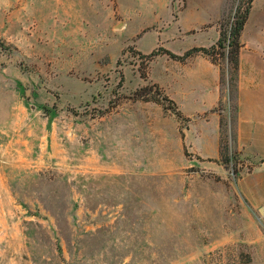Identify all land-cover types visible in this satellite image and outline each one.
<instances>
[{"label": "rangeland", "instance_id": "obj_1", "mask_svg": "<svg viewBox=\"0 0 264 264\" xmlns=\"http://www.w3.org/2000/svg\"><path fill=\"white\" fill-rule=\"evenodd\" d=\"M249 3L0 0V264H264V144L236 146L240 68L219 48L177 57L229 41ZM241 41L264 57V0ZM152 84L176 106L135 98ZM213 113L218 159L198 151L217 149Z\"/></svg>", "mask_w": 264, "mask_h": 264}, {"label": "crops", "instance_id": "obj_2", "mask_svg": "<svg viewBox=\"0 0 264 264\" xmlns=\"http://www.w3.org/2000/svg\"><path fill=\"white\" fill-rule=\"evenodd\" d=\"M246 49L243 48L240 53V78H239V106H240V119L238 123V135H237V142L236 146H238L245 151L247 154L256 155L255 153L251 152V147L254 142L256 144H264V125L261 128L255 130L253 127V123L250 120V113H261L264 112V57L259 51L253 52L251 57L246 54ZM260 58H262V62H260ZM260 63L261 65H259ZM213 76H212V85L215 86L218 80V70L213 68ZM212 100L206 104V108L210 109L214 105H216L220 99V92L218 90H214L211 94ZM250 97H256L260 99L256 103V105L251 106L248 102ZM200 111H192V112H202ZM191 112V111H190ZM213 123L215 126V135H216V145L217 149L213 153H204L200 150L199 153L202 157L206 158H219L220 156V148L218 149L219 145V127H220V118L217 114L213 113L211 116L206 120V124ZM253 127V128H252ZM202 128L198 129L197 136H201ZM188 136H186V139ZM258 156V155H256ZM264 157V156H258ZM264 165V162L259 166ZM257 166V168L259 167ZM242 185V184H241ZM242 193L248 197L250 201L254 205L257 202L253 201V198L247 194L244 189L240 186ZM262 203V202H260ZM258 203V204H260Z\"/></svg>", "mask_w": 264, "mask_h": 264}, {"label": "trees", "instance_id": "obj_3", "mask_svg": "<svg viewBox=\"0 0 264 264\" xmlns=\"http://www.w3.org/2000/svg\"><path fill=\"white\" fill-rule=\"evenodd\" d=\"M250 9H251V0H250L248 7L242 13V15H239L234 21V24H233L234 26L232 27V30L229 35V41L226 42V34L222 33L217 44L212 46L211 48L194 47V48L189 49L184 55L177 56V57H179L182 60H185L191 57L195 52H199V51L207 55H212L211 53L212 49L219 48L221 49V51H218L217 53L220 54L221 56L226 55L227 60L233 63L234 70L236 71V78L234 79L236 80L238 72H239V68H240V51L243 46L242 41H241V36H242V31L244 29V26L248 20ZM226 46L228 47L227 52L224 51V48H226ZM9 49H10L9 46L0 37V53L7 52L9 51ZM211 61L213 63H217L216 58L214 57L211 58ZM230 80H233V78H230ZM152 87H156L157 89L160 88L158 84L143 86L135 92V98L143 99L147 101L149 100L157 101L163 104L164 108H169L167 105L165 106L164 102H169L173 104L174 106H176V102L172 98H170L168 95L164 94L161 99L157 97H150V91ZM177 114L178 116L182 115L180 111H178ZM220 156L223 157L222 152H220ZM230 160H231V154L230 155L227 154L222 159V161L225 163L230 162Z\"/></svg>", "mask_w": 264, "mask_h": 264}, {"label": "bare ground", "instance_id": "obj_4", "mask_svg": "<svg viewBox=\"0 0 264 264\" xmlns=\"http://www.w3.org/2000/svg\"><path fill=\"white\" fill-rule=\"evenodd\" d=\"M261 211H262V213L264 214V208H263V207L261 208Z\"/></svg>", "mask_w": 264, "mask_h": 264}, {"label": "built area", "instance_id": "obj_5", "mask_svg": "<svg viewBox=\"0 0 264 264\" xmlns=\"http://www.w3.org/2000/svg\"><path fill=\"white\" fill-rule=\"evenodd\" d=\"M264 208V207H263Z\"/></svg>", "mask_w": 264, "mask_h": 264}]
</instances>
